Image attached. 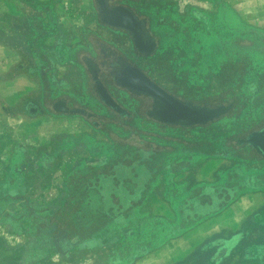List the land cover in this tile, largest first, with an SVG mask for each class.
Masks as SVG:
<instances>
[{"label":"rangeland","instance_id":"rangeland-1","mask_svg":"<svg viewBox=\"0 0 264 264\" xmlns=\"http://www.w3.org/2000/svg\"><path fill=\"white\" fill-rule=\"evenodd\" d=\"M5 3L6 7L0 6V42L15 48L19 70L30 77L34 91L28 96L29 102L23 100L9 108L0 100V130L15 132L13 137L9 136L11 145L19 141L29 143L30 147L50 146L54 137L66 130L80 134L87 129L94 134V129L80 116L60 118L49 113L42 97L49 94L53 102L67 95L74 103H83L90 111L94 110L99 104L97 95L93 84L86 85L87 76L80 65L92 53L90 46L94 43L98 47H114L125 54L131 46L120 33L99 23L93 0ZM129 4L148 19L152 33L160 37L159 50L144 60V66L155 79L184 100L212 107L232 105L221 120L199 130L161 131L153 119L147 118L142 126L130 119L127 126L130 133L118 135L120 144L128 143L130 147L115 153L119 160L125 161L83 169L70 180L72 188L81 186L75 189L76 197L82 192L90 193L84 203L78 199L71 201L70 208L89 213L84 225L92 229H101L110 219L108 214L117 218L124 209H131L134 221L129 224L136 225L128 242L132 254L143 255L169 240H166L167 227L154 219L165 218L153 214L154 202H160L151 199L155 193L163 194L166 199L161 202L172 210L167 198L172 197L175 189L186 190L194 182L223 183L231 173L233 178L241 179L254 170L257 176L244 184L242 195L264 188V163L253 161L256 155L237 145L238 139L264 125V0H131ZM140 127L146 143L141 148L136 144L139 136L134 135ZM96 134L104 143H111L108 136ZM77 158L70 153L64 160L71 165ZM209 159L214 161L208 162ZM104 169L113 172L114 177L98 176ZM90 173L94 174L90 177ZM61 182L62 178H53L52 191ZM119 191L125 192L127 198L119 197ZM103 196L114 199H100ZM47 201L34 200V203ZM252 203L257 201L246 198L239 210H248ZM180 204L181 200L176 207L180 208ZM222 211L210 216L211 219ZM174 219L167 220L174 222ZM258 219V222L250 220L254 225L252 232L248 226L208 238L197 251L205 252L203 262L195 264H264V226H261L264 211ZM147 221L150 222L146 224ZM109 222L113 228L112 221ZM252 233L258 237L254 238ZM24 239L14 235L10 241L19 245ZM72 259L52 264H97L92 259L84 263H74Z\"/></svg>","mask_w":264,"mask_h":264},{"label":"flooded vegetation","instance_id":"flooded-vegetation-1","mask_svg":"<svg viewBox=\"0 0 264 264\" xmlns=\"http://www.w3.org/2000/svg\"><path fill=\"white\" fill-rule=\"evenodd\" d=\"M93 1L99 23L116 33L120 32L131 49L125 54L114 47H98L94 43L90 46L92 53L85 56L80 65L87 76L86 85L93 84L94 93L97 95L96 100L100 104L94 110L90 111L83 103H74L67 95H61L53 102L49 94L42 97L44 106L48 107L49 113L60 118L80 116L94 129V134L87 129H84L80 134H59L54 137L49 151H43L42 148L15 146L9 160L0 162L2 168L0 169V196L7 199L29 201L27 207L23 209V215L31 213L33 217L28 218L30 224L24 230L25 232L20 230L22 233L20 235L28 239L25 253L20 258L7 263L40 264L47 260L56 261L53 260V255L57 254L59 262L73 258L74 263H84L88 259H92L93 263L97 264H134L144 254L136 255L135 252L132 254L131 245L128 242L133 227L136 225L134 224L132 227L129 224L130 220L134 221L131 209L126 208L124 213L122 212L123 215L112 218L113 228L111 224L107 223L101 229H92L84 225L83 221L78 219L79 211L75 209L72 211L70 203L77 199L82 200L80 203H84L90 193L82 192L83 195L76 197V191L81 186L76 185V188L75 186L72 188L70 182L64 183L63 186L52 191L54 171L62 163V157L69 152L81 153L82 156L77 158L76 162L74 161L73 166H91L93 169L94 166L105 167L114 162H123L124 158L119 160L115 153L123 152L130 147L128 143L120 144L118 136L130 133V129L127 127L130 119H134L139 126L145 124L147 118L153 119L160 126L161 131L199 130L221 120L227 110L232 107V105L228 107L226 104L212 107L204 103H194L184 100L170 91L165 84L155 79L144 66V60L153 56L160 47V37L152 33L148 19L141 16L129 4L131 0ZM114 14H119V17ZM147 80L152 81L172 96L173 100L166 99L158 89L154 93ZM131 108L133 112H131ZM263 128L264 125L250 131L245 138L237 140L239 147L245 148L248 154L256 155L257 158L253 161L262 163H264L262 153L246 140ZM141 129L140 127L138 131H134V135L139 136L136 144L140 148L146 145L141 138L143 136ZM99 132L108 136L111 143L107 144L98 139L96 133ZM223 156L231 157L227 154ZM67 162L65 161V164ZM18 164L43 166L42 184L38 186L35 179L25 180L26 173L22 174ZM253 173H248V176L245 174L247 176L246 183L251 179L253 181V178L257 176L256 170ZM231 175L223 183L214 184L213 188H205L206 191L203 193L201 187L198 186L200 183L197 182L192 183L193 185L191 184L183 191L175 189L171 192V198H185V191H190L193 196L200 194L203 198L211 200L208 203L213 204V207L227 198L237 199L243 194L241 189L246 183H241L244 181L243 177L236 178L240 182L232 181ZM252 181L251 183H253ZM208 185L210 186V184ZM118 193L121 195L119 197L127 198L125 192L119 191ZM128 198H130L129 193ZM101 199L113 200L114 198L103 196ZM32 200H50V202L36 204L31 202ZM192 210L195 212L206 211L198 205L193 206ZM174 211L177 215L179 210L176 207ZM7 220V226L13 228L12 230L18 229L17 222L21 221L20 216L11 213ZM43 226L45 230L42 231ZM107 246L111 249L106 255H89L99 252Z\"/></svg>","mask_w":264,"mask_h":264},{"label":"crops","instance_id":"crops-1","mask_svg":"<svg viewBox=\"0 0 264 264\" xmlns=\"http://www.w3.org/2000/svg\"><path fill=\"white\" fill-rule=\"evenodd\" d=\"M5 1L7 0H0V6L6 7ZM4 4V5H3ZM95 7V3H94ZM96 10V9H95ZM108 25V24H106ZM108 29V28H107ZM112 31V30H111ZM120 33V32H118ZM121 34V33H120ZM123 37V35L121 34ZM14 73L12 76L8 77L9 74ZM23 72H20L19 70V63H18V53L16 52L15 48L13 46H9L7 44H4L0 42V100L2 102V105L4 104V107H10L11 104L14 103H22L23 100H28V96L33 94L34 86L30 81V77L28 75L22 74ZM26 98V99H25ZM7 111V110H4ZM11 132V133H10ZM64 133L68 134L69 132L66 130ZM15 132L10 131L6 129L5 131L0 130V162L1 161H8L9 156L11 154L12 149H14L15 146H22V147H30L29 143H21L16 142L11 145L9 143L10 137H13ZM63 134V133H60ZM71 134V132L69 133ZM73 134V133H72ZM28 135L34 136L33 134L29 133ZM59 135V134H58ZM57 136V135H56ZM50 145V143H49ZM35 145H32V148L39 149L42 148L43 151H49L50 146L47 145H40L37 147H34ZM73 153V155H77L79 158L81 155L76 154V152H69L68 154ZM35 154V153H34ZM33 154V155H34ZM68 154L64 155L62 158V163L59 164V167L56 168L54 171L53 178H62V182L59 183V185L55 186L56 188L63 186L64 183H69L70 180L78 175L80 171L83 169H92L91 166H80L75 167L73 166V163L71 165H66L64 160L67 158ZM78 159H75V162ZM214 161L213 159H209L208 162ZM120 164V163H119ZM210 164V163H208ZM96 166H94L95 168ZM125 167V166H124ZM129 167V166H128ZM19 170L22 172V174H25V180L27 179H35L38 184H42L43 175L41 173L43 166L35 167V166H27V164H18ZM104 168V166L102 167ZM123 168V166H122ZM0 169H2L0 167ZM105 170V169H104ZM101 170V172L98 173V176L101 175L103 177H114V173L110 171L108 174V170ZM59 173V174H58ZM125 174V172L123 171ZM90 177L94 173H90ZM121 175V176H124ZM95 176V175H94ZM120 176V175H117ZM140 179V178H139ZM150 181V180H149ZM148 181V182H149ZM140 182V180H139ZM144 184L147 183V181L143 182ZM55 189V188H54ZM53 189V190H54ZM156 194V193H155ZM151 197L155 201V199H159L160 202H154L155 209L153 210V214L157 216H164L165 218L169 220H173L175 216V221L177 219L176 213L172 208H168L165 202H161L163 198V194H156ZM246 198H251V200H256V204H251L249 209L246 211H240L239 207L244 202ZM101 199V198H100ZM236 200V201H235ZM234 203H232L231 206L224 209L220 214L215 216L214 218L208 219V221L190 228L188 231L183 233L180 236L171 238L168 240V242L162 244L161 246H158L156 249L151 250L144 254L143 257L138 258L134 264H195L203 262L204 259V251H200L197 253V251L200 249L202 244L209 240L208 238H212L213 236H216L217 234L220 235L223 232L226 233L227 231H236L242 230L244 227L254 226L252 223H250V220L253 222H258V217L260 216L261 212L264 211V188H257L254 190H251V194L242 195L235 199ZM29 201H25L23 199H7L0 196V264H20V263H7L11 262L13 259L20 258L25 253V247L28 244V239L25 236L24 241L22 244H17L16 242L10 241L14 237V235H20L21 229L23 232L27 229V226L30 224L28 221V218H33L31 213L23 215V209L27 207ZM34 202V200H32ZM50 202V200H49ZM38 204V203H37ZM172 205V204H171ZM239 206V207H238ZM22 208V209H20ZM88 210H91L90 207H88ZM22 210V211H21ZM170 211V212H169ZM11 213L16 214L18 217L20 216L21 221L18 220L17 224L18 229L12 230L13 228H10L6 224L8 223V217L11 215ZM124 213V212H123ZM123 213H121L123 215ZM21 214V215H20ZM89 213L79 212L78 219L80 221L85 220V216H87ZM120 214V215H121ZM254 214V215H253ZM108 219H110L106 222L107 224H111L109 222L112 220V215H107ZM173 218V219H172ZM256 225H260L259 223H256ZM261 226H264V223L261 224ZM29 227V226H28ZM251 232L253 231V228H251ZM45 230V227L43 226L42 231ZM21 236V235H20ZM225 236V235H224ZM252 236L258 237L257 234H253ZM221 236L218 239V242L221 244ZM255 241V239H252ZM185 241V242H184ZM17 244V245H16ZM225 244V242H224ZM111 249V247L107 246L106 248H102L99 252L96 253H102V252H108ZM195 253H197L195 255ZM98 254V255H99ZM101 255V254H100ZM187 257V259H184ZM58 255H53V260H47L42 261L40 264H52L57 263ZM187 260V261H186ZM59 262V261H58Z\"/></svg>","mask_w":264,"mask_h":264},{"label":"trees","instance_id":"trees-1","mask_svg":"<svg viewBox=\"0 0 264 264\" xmlns=\"http://www.w3.org/2000/svg\"><path fill=\"white\" fill-rule=\"evenodd\" d=\"M242 177L244 179L243 183H246L245 181H247V180H245V179H247V176L243 175ZM232 181L240 182L239 179H236V178H232ZM198 186L201 187L202 193H203V191H206L205 188L206 189H209V187L213 188V185L210 184V186H209L208 183L207 184L206 183H200ZM167 199L171 202L172 207L174 209L176 208L177 202H179L181 200L180 208H178V210L179 209H183V210L177 211L178 212V214L176 215L177 219L174 222L169 221L165 218L154 217V219H157V221L158 220L162 221V223L169 230L167 235H166V237H167L166 240L182 235L183 233L188 231L190 228L199 224L202 220H205L206 218H209L210 216L215 215L219 211H222L225 207H227V205L230 202L235 200L233 198H227L222 202L220 201V203L217 206L213 207V204L208 203V202H211V200L203 198L200 194L193 196V195H191L190 191H185V198L173 199L171 197H168ZM196 205H198L200 208H204L206 211L205 212H202V211L195 212L192 209H189V207L193 208V206H196ZM149 222L150 221H147L146 224ZM148 225H153V224H148ZM157 231H158V227H157ZM159 245H161V244H157L156 247H158Z\"/></svg>","mask_w":264,"mask_h":264},{"label":"water","instance_id":"water-1","mask_svg":"<svg viewBox=\"0 0 264 264\" xmlns=\"http://www.w3.org/2000/svg\"><path fill=\"white\" fill-rule=\"evenodd\" d=\"M114 16L119 17V14H114ZM116 27H120L118 25H113ZM148 81V85L154 93L158 91L168 100H173L172 96H170L168 93H166L164 90H162L160 87L156 86L152 81ZM249 144L253 145L262 155L264 156V128L255 133L254 135H251L246 140Z\"/></svg>","mask_w":264,"mask_h":264}]
</instances>
